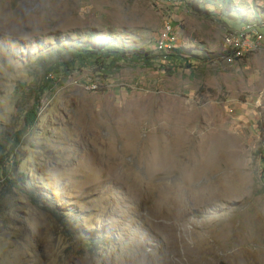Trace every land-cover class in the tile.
I'll return each instance as SVG.
<instances>
[{
  "label": "rangeland",
  "instance_id": "rangeland-1",
  "mask_svg": "<svg viewBox=\"0 0 264 264\" xmlns=\"http://www.w3.org/2000/svg\"><path fill=\"white\" fill-rule=\"evenodd\" d=\"M190 1L0 0V141L74 50L159 55L176 36L173 65L50 77L19 151L27 182L0 205V264H264V41L227 40L264 32V0H216L211 17Z\"/></svg>",
  "mask_w": 264,
  "mask_h": 264
},
{
  "label": "trees",
  "instance_id": "trees-1",
  "mask_svg": "<svg viewBox=\"0 0 264 264\" xmlns=\"http://www.w3.org/2000/svg\"><path fill=\"white\" fill-rule=\"evenodd\" d=\"M215 1L216 0H191L188 5L193 11L211 17L212 14L204 6L209 3H214ZM182 2L187 3V0H182ZM223 2L225 5L222 8V13L225 14V12L230 10L233 1L227 0ZM171 48L162 46L159 49V55H157L156 52L154 54L152 50H125L119 47L103 45H97L96 47H81L73 51V58L71 60L55 63L47 67L43 81L32 88L34 102L31 109L26 111L23 115V127L11 134L4 141H0V175L1 178H3V189L0 190V205L5 197L11 196L15 190H21L22 185L27 182V176L19 170L21 164L19 151L24 143L25 137L37 123L42 99L47 92L53 91L56 86V80L50 77L53 75L57 77L65 76L66 79L74 69L91 66L94 70L99 72L101 76L108 79L120 67V62L122 61H132L141 63L145 67H153L155 62L160 60L161 55H165L167 61L173 65L176 56L173 55V51L170 53L172 50ZM230 56H234V53L230 52ZM161 65H163L162 62ZM187 67L190 68L191 65L188 64ZM25 89L26 84L20 83L16 89V94H19L20 90L24 91ZM260 131L264 136V119L260 121ZM259 155L262 163L260 178L264 183V145L259 150ZM262 191H264V187H262ZM29 198L34 204H38L33 195L29 194Z\"/></svg>",
  "mask_w": 264,
  "mask_h": 264
},
{
  "label": "built area",
  "instance_id": "built-area-1",
  "mask_svg": "<svg viewBox=\"0 0 264 264\" xmlns=\"http://www.w3.org/2000/svg\"><path fill=\"white\" fill-rule=\"evenodd\" d=\"M230 30L235 32V43H231L229 45V47H231V50L236 49L238 43H248L249 45H251L253 43L264 41V32L247 33L242 29L240 30L230 29ZM174 42H176L175 32H169L168 30L164 33L162 39L159 40L158 44H161V46H169Z\"/></svg>",
  "mask_w": 264,
  "mask_h": 264
},
{
  "label": "bare ground",
  "instance_id": "bare-ground-1",
  "mask_svg": "<svg viewBox=\"0 0 264 264\" xmlns=\"http://www.w3.org/2000/svg\"><path fill=\"white\" fill-rule=\"evenodd\" d=\"M249 28H251V27H249ZM247 29V28H246ZM168 30H169V32H172V27L170 26L169 28H168ZM167 30V31H168ZM248 31V30H247ZM246 31V32H247ZM250 32V31H249ZM260 33V32H259ZM227 40L230 42V43H235V34L233 33V34H231V35H229L228 36V38H227ZM260 43V42H259ZM248 44V43H247ZM238 45H240V43H238ZM246 45V44H245ZM255 46V45H254ZM242 49V48H241ZM240 49V50H241ZM252 50V49H251ZM240 52H242V51H240ZM243 53V52H242ZM241 53V54H242ZM245 53V52H244Z\"/></svg>",
  "mask_w": 264,
  "mask_h": 264
}]
</instances>
